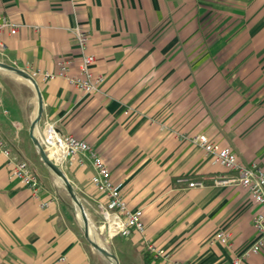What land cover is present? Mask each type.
Here are the masks:
<instances>
[{
  "label": "crops",
  "instance_id": "crops-1",
  "mask_svg": "<svg viewBox=\"0 0 264 264\" xmlns=\"http://www.w3.org/2000/svg\"><path fill=\"white\" fill-rule=\"evenodd\" d=\"M0 13L19 24L0 61L26 71L55 70L63 58L76 71L81 55L71 29L89 35L100 91L37 79L40 126L52 121L89 142L124 199L143 209L144 234L104 244L119 264H232L257 236L258 206L243 187L213 184L221 168L193 138L206 134L264 169V0H0ZM0 70V136L42 185L35 197L0 156V264H112L86 240L30 137L38 108L32 85ZM60 168L83 202L101 199L89 160ZM192 180L206 186L190 188ZM222 230L230 246L211 244ZM245 264H264V248Z\"/></svg>",
  "mask_w": 264,
  "mask_h": 264
},
{
  "label": "built area",
  "instance_id": "built-area-1",
  "mask_svg": "<svg viewBox=\"0 0 264 264\" xmlns=\"http://www.w3.org/2000/svg\"><path fill=\"white\" fill-rule=\"evenodd\" d=\"M18 27L19 24L11 17L0 13L1 55H4L6 48L5 37L16 34ZM71 31L81 55V61L76 71H71V61L63 58L58 61L55 70L42 71L35 69L27 71V73L36 81L39 78L44 80H51L56 77L64 78L75 89L85 94H95L100 91L99 86L104 78L92 70L95 56L88 52L89 35L79 25L72 27ZM37 136L51 160L57 163L59 167L67 161H73L80 167L86 165V160L91 162L94 169L91 183L101 195V199L95 203L87 204L99 216L100 225L97 227L107 241L118 235L130 236L133 232L144 234L146 229L143 209L131 207L124 199L121 185L115 182L105 159L89 142L73 134L62 133L56 123L52 121H45L40 127ZM193 140L203 149L204 155L214 165H218L221 168V172L211 177L210 180L213 184L217 186L234 185L243 187L249 192L251 198L258 206V211L253 218L257 236L232 262V264H245L247 257L260 253L264 248V169L256 162L250 164L242 162L233 151L211 141L206 134H198L194 136ZM0 156L5 158L10 176L18 179L22 185L32 191L35 197H38L42 189L38 175L33 171L30 163L15 153L7 140L1 136ZM184 180L186 181V179L181 181ZM188 186L190 188H202L206 186V183L205 180H192L188 182ZM47 204L48 202L44 201L42 206ZM215 242L230 246L231 234L223 230L219 231L211 240V244ZM146 250L156 254L162 253L153 243H147ZM175 264L179 263L175 262Z\"/></svg>",
  "mask_w": 264,
  "mask_h": 264
},
{
  "label": "water",
  "instance_id": "water-1",
  "mask_svg": "<svg viewBox=\"0 0 264 264\" xmlns=\"http://www.w3.org/2000/svg\"><path fill=\"white\" fill-rule=\"evenodd\" d=\"M0 69H5L7 71H10V72L16 74L17 76L21 77L25 81L29 82L32 85V87L36 93V96H37L38 108H37L36 116H35L34 120L32 121V124L30 127V137H31L32 141L34 142V144H35V146H36V148H37V150L41 156L42 161L48 167V169L61 181L64 188L66 189V191L70 195V197H71V199H72V201L76 207V210L81 215V220H82L83 225H84V227H83L84 236H85L86 240L89 242V244L95 250H97L101 255H103L112 264H119V261L116 258V256L114 254H112L104 246V244L100 243L99 241H96L95 239H93L91 237L90 220H89L87 212L85 211V208H84V206H83V204L79 198L77 190L75 189L74 185L72 184L70 179L67 177V175L64 173V171L58 166V164L55 163L53 160H51V158L47 154L46 150L44 149L43 145L41 144V142L38 139L36 129L37 128L40 129V121H41L42 111H43V97H42V93H41V90L39 88L38 82L35 79H33L29 75V73H27V71H25L24 69L17 68L15 66L10 65L8 63H5L3 61H0Z\"/></svg>",
  "mask_w": 264,
  "mask_h": 264
},
{
  "label": "rangeland",
  "instance_id": "rangeland-1",
  "mask_svg": "<svg viewBox=\"0 0 264 264\" xmlns=\"http://www.w3.org/2000/svg\"><path fill=\"white\" fill-rule=\"evenodd\" d=\"M0 71H2V70H0ZM17 79H19V80L22 81V82H23V81L25 82V80H23V79L20 78L19 76H17ZM40 127H41V126H40ZM28 162H29V161H28ZM90 163H91V162H90ZM57 179H58V178H57ZM57 181H58L60 187L65 191V195H66L67 201H68V203H70V205H71V207H72V211H73V214H74V219H75V221L80 225V227L83 228V227H84L83 222H82V220H81V217H79V213H78V211L76 210V207H75V205H74V203H73V201H72L70 195L68 194V192H67L66 189L64 188V186H63V184L61 183V181H60L59 179H58ZM78 195H79V194H78ZM79 198H80V200H81V202H82V204H83V206H84V208H85V211L87 212V215H88V217H89V220H90V228L92 227V230L94 231L95 235L98 236V238H99V242L102 243V244H105V245H106V238H105L103 235H101V233L99 232V229H98V227H97L98 225H100V218H99V216L93 211V209H91V208L89 207L90 205H88L87 203H85V202L82 201L80 195H79ZM80 234H82V231H81V230H80ZM95 235L93 236L94 239L96 238ZM95 240L98 241L97 238H96Z\"/></svg>",
  "mask_w": 264,
  "mask_h": 264
},
{
  "label": "bare ground",
  "instance_id": "bare-ground-1",
  "mask_svg": "<svg viewBox=\"0 0 264 264\" xmlns=\"http://www.w3.org/2000/svg\"><path fill=\"white\" fill-rule=\"evenodd\" d=\"M37 133H38V128L36 129ZM79 217H81V215L79 214ZM90 234H91V237L93 238V236L95 235L94 231L92 230V227L90 228ZM95 237L97 238V240L99 241V238L97 235H95ZM95 238V239H96ZM94 239V238H93Z\"/></svg>",
  "mask_w": 264,
  "mask_h": 264
}]
</instances>
